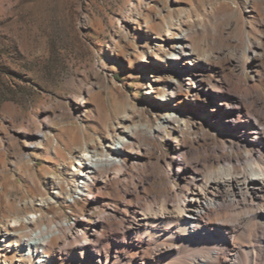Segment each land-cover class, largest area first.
<instances>
[{
  "label": "rangeland",
  "instance_id": "rangeland-1",
  "mask_svg": "<svg viewBox=\"0 0 264 264\" xmlns=\"http://www.w3.org/2000/svg\"><path fill=\"white\" fill-rule=\"evenodd\" d=\"M178 27L187 29L186 42L206 59V79L232 93L250 86L252 92L244 95L264 100V0H0V224L14 209L41 214L28 203L38 196L53 197L49 217L91 222L108 207L118 215L138 199L174 191L183 185L181 176L169 172L176 139L192 167L208 166L209 159L226 153L222 145L230 136L208 121L205 95L191 100L188 94L196 78L178 68L168 80L154 79L162 67L153 44H163L169 54ZM172 80L181 85L180 97L192 103V118L200 120L185 139L169 126L157 129L165 112L184 113L155 97L171 89ZM149 84L156 87L147 94ZM247 105L260 106L250 99ZM127 113L131 119L122 120ZM128 126L133 142L127 153L115 156L124 169L120 178L103 184L96 177L98 186L68 200L53 194L70 188L76 178L72 168H80L75 148L84 143L71 142V136H83L100 150L108 136L122 135ZM51 175L62 178L61 188L48 184ZM116 218H104L107 228H119ZM119 232L127 242L108 240L94 245L97 251L72 241L50 245L44 264H118L120 256L126 264H157L149 257L152 247L144 254L142 229ZM4 240L0 235V243ZM8 254L39 264L38 256L16 245Z\"/></svg>",
  "mask_w": 264,
  "mask_h": 264
},
{
  "label": "bare ground",
  "instance_id": "bare-ground-1",
  "mask_svg": "<svg viewBox=\"0 0 264 264\" xmlns=\"http://www.w3.org/2000/svg\"><path fill=\"white\" fill-rule=\"evenodd\" d=\"M181 23L184 22L178 24ZM177 29L179 32L171 35L176 41L170 44L172 50L169 54L163 51V44H153L161 53L153 56L162 67L159 73H154V76H160L159 79H154L168 80L171 70L178 68L184 75L196 78L195 82H189L188 94L194 96L191 100L205 95L201 100L204 101V114L208 115V121L213 122L216 131L230 136V141L222 145L226 153L209 159L208 166L192 167L184 158L185 147L176 139L177 146L169 172L183 178L180 188L174 191L171 188V192L158 193L151 198L138 199L132 203L130 210L118 215L109 207L105 208L104 213L91 222H66L49 217L46 213L55 202L53 197L38 196L31 199L28 203L33 213L41 214L28 216L14 209L0 224V235L5 238V242L0 243V264H24L22 260L8 254L15 245L20 249L25 248L30 256H38L40 259L37 262L44 264L46 258L50 257V245L59 246L60 242L72 241L82 247L91 244L97 251L94 245H103L108 240L127 242L126 238L119 237V231L126 234L140 229L146 239H142L144 254L152 247L149 257L157 264H264V100L244 95L252 92L250 86L245 87L242 93H232L206 79V59L186 42L187 29ZM247 59L248 56L245 57ZM148 61L156 64V61ZM172 81L171 89L155 97L164 101L163 105L167 109H180L184 113L179 117L165 112L161 115L162 120L157 129L169 126L176 136L185 139L200 120L192 118V103L180 97L181 85ZM149 87L151 91H147V94L155 92V85L149 84ZM249 99L260 106L252 110L247 105ZM121 118L131 119L128 113ZM133 134L131 127H125L122 135L115 138L108 136L109 141L101 144L100 150L90 140L84 142L83 136H71V142L79 145L84 143L75 148H79L77 165L80 168L73 166L76 178L70 188L65 192L53 191V194L68 200L90 192L92 184L98 186L96 177L103 184L120 178L124 169L115 156L128 152L126 147L133 142ZM129 152L133 153L132 150ZM177 154H180L181 159H178ZM118 165V170L111 169ZM68 174L63 167L61 175L66 182ZM61 179L60 176L51 175L47 182L53 188H61ZM64 193L66 197L62 195ZM113 216L117 217L120 226L109 229L104 218ZM118 259V264H126L121 256Z\"/></svg>",
  "mask_w": 264,
  "mask_h": 264
}]
</instances>
